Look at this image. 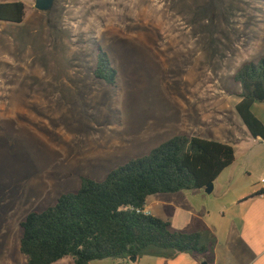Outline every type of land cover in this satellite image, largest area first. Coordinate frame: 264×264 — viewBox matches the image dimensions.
Here are the masks:
<instances>
[{"label":"rangeland","instance_id":"rangeland-1","mask_svg":"<svg viewBox=\"0 0 264 264\" xmlns=\"http://www.w3.org/2000/svg\"><path fill=\"white\" fill-rule=\"evenodd\" d=\"M18 1L24 22L0 21V264H28L22 222L77 192L82 177L104 181L178 136L213 140L209 123L151 137L185 123L190 94L208 100L213 118L221 103L242 135L235 75L264 58V0H56L49 12L36 0L0 4ZM100 55L117 72L114 85L94 74ZM162 211L173 231H191L183 210Z\"/></svg>","mask_w":264,"mask_h":264},{"label":"trees","instance_id":"trees-1","mask_svg":"<svg viewBox=\"0 0 264 264\" xmlns=\"http://www.w3.org/2000/svg\"><path fill=\"white\" fill-rule=\"evenodd\" d=\"M26 10L22 1L0 4V21L22 24ZM96 66V78L114 85L117 72L109 58L100 55ZM235 81L243 89L237 112L251 136L264 140V124L253 113L255 103L264 104V58L245 65ZM235 161L231 144L197 136L170 139L113 170L104 181L82 177L77 192L32 212L21 224V253L28 264H56L68 257L74 264L136 257L168 262L181 255L214 264L218 240L209 228L173 231L171 222L144 211L152 196L206 189Z\"/></svg>","mask_w":264,"mask_h":264},{"label":"crops","instance_id":"crops-1","mask_svg":"<svg viewBox=\"0 0 264 264\" xmlns=\"http://www.w3.org/2000/svg\"><path fill=\"white\" fill-rule=\"evenodd\" d=\"M200 97L201 95L196 94L193 97L191 94L188 96L186 101L188 114L183 125L177 126L174 122L159 125L155 127L151 137L164 136L171 131L174 133L179 127H182V131L199 132L205 129V123L215 124L211 128L214 133L213 140L231 144L236 152V161L214 183L212 195L206 194L205 189L168 194L169 196L155 195L149 199L146 210L151 216L164 219L171 224L173 219L169 217L168 212L166 215L162 211V207L183 210L194 221L191 231L187 233L198 232L204 226L209 228L218 240L214 264H264V140L254 139L241 118L236 120L241 121L243 136L236 133L233 123L223 120L221 103H215L219 109V116L213 118L207 112V109H211L206 104L208 100H202ZM239 102L240 98L235 103V109ZM253 113L264 124V104L255 103ZM197 118L201 120L197 122ZM180 132L181 130L179 134ZM223 132H229L233 137L228 140L223 137ZM145 138L150 139L149 136ZM204 262L196 255H181L178 259L168 262L162 258L145 257L138 260L137 264ZM123 264L131 263L124 261Z\"/></svg>","mask_w":264,"mask_h":264},{"label":"water","instance_id":"water-1","mask_svg":"<svg viewBox=\"0 0 264 264\" xmlns=\"http://www.w3.org/2000/svg\"><path fill=\"white\" fill-rule=\"evenodd\" d=\"M56 0H36L35 7L41 12H49L54 8ZM206 194L212 195L214 192V183L209 184L205 189ZM138 258H131L130 263L131 264H137ZM203 264H208L207 262H204Z\"/></svg>","mask_w":264,"mask_h":264},{"label":"built area","instance_id":"built-area-1","mask_svg":"<svg viewBox=\"0 0 264 264\" xmlns=\"http://www.w3.org/2000/svg\"><path fill=\"white\" fill-rule=\"evenodd\" d=\"M146 208H147V207H146ZM144 213H145L146 215L151 216L150 212H148L146 209H145Z\"/></svg>","mask_w":264,"mask_h":264}]
</instances>
